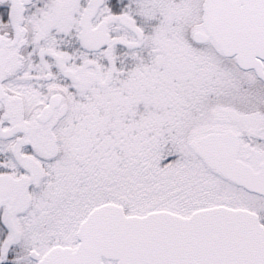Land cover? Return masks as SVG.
I'll list each match as a JSON object with an SVG mask.
<instances>
[{"label": "snow or ice", "instance_id": "1", "mask_svg": "<svg viewBox=\"0 0 264 264\" xmlns=\"http://www.w3.org/2000/svg\"><path fill=\"white\" fill-rule=\"evenodd\" d=\"M0 264H264V0H0Z\"/></svg>", "mask_w": 264, "mask_h": 264}]
</instances>
